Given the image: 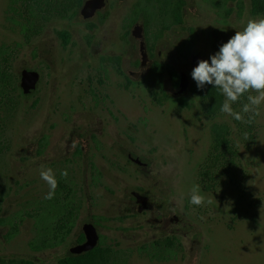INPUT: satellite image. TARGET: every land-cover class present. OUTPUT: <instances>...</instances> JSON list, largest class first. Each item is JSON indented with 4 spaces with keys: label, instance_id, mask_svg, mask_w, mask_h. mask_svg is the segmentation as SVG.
I'll return each mask as SVG.
<instances>
[{
    "label": "flooded vegetation",
    "instance_id": "flooded-vegetation-1",
    "mask_svg": "<svg viewBox=\"0 0 264 264\" xmlns=\"http://www.w3.org/2000/svg\"><path fill=\"white\" fill-rule=\"evenodd\" d=\"M84 1L65 14L41 17L37 11V21L5 22L8 37L0 50L8 52L0 54V110H11L4 122L27 128L20 125V135L0 132V264H75L70 258L97 248L105 255L103 264H136L133 260L140 258L192 264L188 201L177 199L172 179L163 175L169 165L147 134L153 129L149 119H131L123 110L136 104L147 113L141 93L157 105L151 98L157 88L144 82L156 63L171 65L178 77L175 86L171 74H163L160 94L166 99L160 105L172 93L187 97L179 95V80L186 77L188 89V67L180 76L173 64L156 61L147 44L154 40L150 29L157 27L162 36L189 33L201 15L188 9V0H106L105 10L76 21ZM178 2L180 21L163 7ZM22 7L23 0L16 12ZM226 14L218 12L217 20ZM137 40L149 61L141 72ZM27 74L26 90H33L25 95ZM41 165L51 168L57 180L51 200L44 199L49 188L40 178ZM92 228L97 246L69 255L87 242ZM149 252L166 255L152 260Z\"/></svg>",
    "mask_w": 264,
    "mask_h": 264
},
{
    "label": "rangeland",
    "instance_id": "rangeland-1",
    "mask_svg": "<svg viewBox=\"0 0 264 264\" xmlns=\"http://www.w3.org/2000/svg\"><path fill=\"white\" fill-rule=\"evenodd\" d=\"M16 1L22 2L0 0V44H6L8 36L5 22L10 12L16 14ZM242 3L245 0H230L227 7L224 5L218 8L211 0H188V9H196L201 15L197 29L193 30L197 33H205L209 28L242 30L248 20L247 15L238 14V6ZM227 10L230 12L226 14V18L217 20L218 12ZM18 11L22 12L21 9ZM250 18H264V14ZM149 29L147 28L148 34ZM150 30L154 33V40L151 39L147 44L150 54L156 61L173 64L180 76L185 75L184 70L189 72L187 67L193 58L206 60L208 45L204 35L190 48L184 45V42L188 43L189 33L175 34L171 31L162 36L157 27ZM15 31L17 28H14L13 32ZM165 85L171 89L168 78L165 79ZM139 95L142 98L140 100L146 104L147 113L136 108V104L132 108H125L123 112L131 119H149L153 129L147 134L162 149L163 161L169 165L170 172L163 175L172 179L177 199L188 201L190 211L186 217L188 225L193 229L188 236L190 263L264 264V102L259 106L260 115L254 120L252 140H247L246 134L242 136L237 127L229 138L236 150V154L232 156L231 171H215L212 184L204 189L205 185H201V177L198 175V166L206 159L208 152L213 150L209 131L212 124L197 118L195 106L191 102L189 108L176 110L172 102L173 93L171 99H167L162 105H150L142 93ZM232 109L234 111L233 107ZM221 116L217 123L229 125L233 122V117L224 113ZM4 117L6 115L0 110V118ZM0 124L5 125L1 132L7 134L20 135L27 128L20 123L21 130L18 121L6 123L2 120ZM197 184L200 194L205 196V203L201 206L189 203L190 190ZM101 193L102 189L95 191L94 196ZM209 199H212V203H207ZM133 262L153 264L142 258L134 259Z\"/></svg>",
    "mask_w": 264,
    "mask_h": 264
},
{
    "label": "trees",
    "instance_id": "trees-1",
    "mask_svg": "<svg viewBox=\"0 0 264 264\" xmlns=\"http://www.w3.org/2000/svg\"><path fill=\"white\" fill-rule=\"evenodd\" d=\"M215 7H221L228 0H211V3ZM16 3H18L16 1ZM81 0H23L22 12H16V14L7 15L6 21L18 22V21H37L38 12L41 13V17L46 15L51 16L54 12L60 11L61 14H65L68 11L75 10L80 5ZM60 5L61 8H58ZM181 3L177 4H163L164 8L172 11L177 20H181ZM214 7V6H213ZM229 13V10L226 11ZM239 16H246L247 19L254 16H260L264 14V0H245V3L238 6ZM147 21V19H146ZM188 43L185 46L192 47L199 42L201 36H205L206 43L208 45V54L206 60L219 50V47L226 43L227 40L235 34V31L229 29H214L209 28L205 30V33H197L193 29L189 30ZM204 40V41H205ZM6 49L0 50V54L7 53ZM171 74V78L176 86L178 84L177 72L171 65L164 63H156L149 70L144 77V82L147 85H153L157 88L154 93H151L152 100L160 105L162 101L166 99L164 94L161 93V84L163 74ZM191 79V75H190ZM255 95V93H245L240 99L233 103L231 107L234 108L235 112H240L243 116V120H235L228 124H219L218 120L221 119L222 112L220 108L224 102L225 97L220 93L218 89L213 88L211 85H205L202 90H198L195 82L191 79L189 87L187 89V97L173 98V104L176 110L180 111L181 108H189L190 102L194 104V108L197 112V118L201 121H207L212 124L209 128L212 152H208L206 159L203 160L202 164L198 166V175L201 177V185L204 189L209 188L212 184L215 171H231L233 164L232 156L236 154V150L231 144L230 136L236 131V127L240 134H246L247 140H252L254 119L249 122V117L252 113H243L242 106L247 103V95ZM3 114L10 115L11 110L2 109ZM14 115V114H13ZM12 115V117H13ZM5 118V117H4ZM4 118H1L2 121ZM1 125L3 131V127ZM99 248L87 253L86 255L79 256L76 258H70L76 260L75 264H103L106 261L105 255L102 254ZM166 253H151L148 256L150 259H164Z\"/></svg>",
    "mask_w": 264,
    "mask_h": 264
},
{
    "label": "clouds",
    "instance_id": "clouds-1",
    "mask_svg": "<svg viewBox=\"0 0 264 264\" xmlns=\"http://www.w3.org/2000/svg\"><path fill=\"white\" fill-rule=\"evenodd\" d=\"M190 75L198 90L205 85L218 89L225 97L220 111L238 121L243 116L233 111L231 105L245 93H255L247 95L241 111L252 113L249 122L259 116V106L264 102V18H249L243 29L235 31L208 60H199ZM39 175L49 188L44 199H53L57 188L55 174L41 165ZM60 175L66 178L67 170H62ZM189 203L195 206L205 203L198 184L190 190ZM207 203H212V199Z\"/></svg>",
    "mask_w": 264,
    "mask_h": 264
},
{
    "label": "water",
    "instance_id": "water-1",
    "mask_svg": "<svg viewBox=\"0 0 264 264\" xmlns=\"http://www.w3.org/2000/svg\"><path fill=\"white\" fill-rule=\"evenodd\" d=\"M107 6V1L104 0L102 3L99 0H86L80 7V12L78 16L75 18L76 21H85L87 18H90L94 15V13L98 10L103 11L105 10ZM136 47L138 50V53L141 56V63H140V72L145 71L146 68L149 66V61L147 60L146 57V51L145 48L142 45V42L140 40L136 41ZM201 60V58L195 57L191 60L188 69L191 72V70L197 65V62ZM31 76V74H27L26 76L23 77V82H22V87L24 88V93L25 95H28L32 92L33 89L27 91L26 86H25V80L26 77ZM32 82H35V79H32ZM187 85H188V80L186 77H181L179 80V89L181 90L179 95L183 96L186 94L187 91ZM140 197H137V199ZM87 242L83 245H80L78 247H75L72 251H70L69 255L71 254H81L83 252H87L97 246L98 244V236L95 232V230L92 228V232L87 231Z\"/></svg>",
    "mask_w": 264,
    "mask_h": 264
}]
</instances>
